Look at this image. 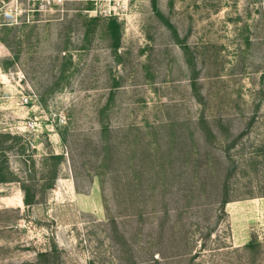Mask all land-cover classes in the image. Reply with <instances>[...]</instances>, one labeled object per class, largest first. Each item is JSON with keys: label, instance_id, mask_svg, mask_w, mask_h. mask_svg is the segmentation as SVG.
Returning <instances> with one entry per match:
<instances>
[{"label": "rangeland", "instance_id": "rangeland-1", "mask_svg": "<svg viewBox=\"0 0 264 264\" xmlns=\"http://www.w3.org/2000/svg\"><path fill=\"white\" fill-rule=\"evenodd\" d=\"M155 7L0 0V264H264V0Z\"/></svg>", "mask_w": 264, "mask_h": 264}, {"label": "trees", "instance_id": "trees-1", "mask_svg": "<svg viewBox=\"0 0 264 264\" xmlns=\"http://www.w3.org/2000/svg\"><path fill=\"white\" fill-rule=\"evenodd\" d=\"M154 9L156 10L155 7V0H154ZM112 24H115L114 20H110ZM0 138H2V135H0ZM4 143L0 141V183H9L16 181V178L14 177L12 172H9V167H8V160L6 156V148H4ZM20 154L24 153L23 150H20ZM61 156H53L52 158L54 159H60ZM21 189L24 193L23 196V202L25 206H30L32 205L35 200H34V193H30V190L28 186L25 184V182L22 183ZM228 203L227 199H223L220 203L221 206H225ZM245 252L248 254H254L256 255L257 253L263 256L264 254V249L262 243H260L256 239L250 240L247 244L244 246Z\"/></svg>", "mask_w": 264, "mask_h": 264}, {"label": "built area", "instance_id": "built-area-1", "mask_svg": "<svg viewBox=\"0 0 264 264\" xmlns=\"http://www.w3.org/2000/svg\"><path fill=\"white\" fill-rule=\"evenodd\" d=\"M53 1V3H55L56 5H63V3H64V1L65 0H52Z\"/></svg>", "mask_w": 264, "mask_h": 264}]
</instances>
